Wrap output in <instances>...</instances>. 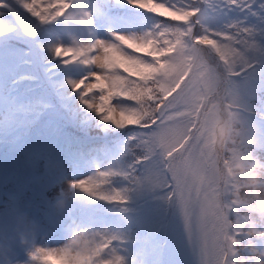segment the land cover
<instances>
[{
	"label": "clouds",
	"instance_id": "9594fccd",
	"mask_svg": "<svg viewBox=\"0 0 264 264\" xmlns=\"http://www.w3.org/2000/svg\"><path fill=\"white\" fill-rule=\"evenodd\" d=\"M202 7L203 0H190L178 7L199 10L188 22L160 16L162 22L151 31L117 35L114 42H106L130 67L143 65L153 71L133 76L127 69L113 68L105 77L108 88L86 97L102 103L99 97L112 93L106 110L97 114L102 118L109 111L123 113L120 125L112 123L133 134L119 168L69 181L65 191L110 201L120 194L125 199L115 201H127L146 190L162 197L182 218L185 206L194 216L205 217L212 232V251L193 245L198 264H264V87L254 97L240 91L236 77L253 67L255 51L215 40L207 44L211 37L196 31L203 19ZM121 37L134 38L138 45L151 40L152 48L147 52L129 48ZM214 44L228 48L230 58L219 55ZM101 52L91 54L93 80L95 73L106 71L102 61L95 59ZM118 178L127 187H114ZM96 182V195L84 191ZM60 208L67 211L64 202ZM21 215L23 220L11 233L0 232V264H40L34 256L45 247L36 243L32 231L39 222L27 212ZM71 231L66 244L58 248L68 251L56 259L57 264H87L81 257L92 249L101 251L96 264L121 257L112 247L111 232L80 226Z\"/></svg>",
	"mask_w": 264,
	"mask_h": 264
},
{
	"label": "trees",
	"instance_id": "16d2710c",
	"mask_svg": "<svg viewBox=\"0 0 264 264\" xmlns=\"http://www.w3.org/2000/svg\"><path fill=\"white\" fill-rule=\"evenodd\" d=\"M207 1L209 0H203L202 14L203 11L206 10ZM0 2L10 3L9 0H0ZM119 2L120 0H116V3ZM161 2L166 4L171 3L176 7H180L188 5L190 3V0H161ZM138 8L139 10L135 9L130 13H137L141 10L147 11L143 8ZM148 15L149 18L143 23V30L140 34L151 31L155 24L162 22L161 17L157 14L148 11ZM29 17H31V15L23 18L22 28L26 34L34 32L26 23V20ZM237 18L239 19L240 17L238 16ZM230 22L233 21L231 20ZM12 24H15L14 18L6 12L5 8L2 5H0V33L1 31L8 29ZM201 24L202 20L200 24L196 25V31H203ZM259 24L260 23L258 21L248 23L249 26L254 27L256 25L259 26ZM68 42L70 43L69 47L84 46L86 44V38L83 33H81L76 39H68ZM20 43L22 44V46L13 50H7L0 54V74L1 77L4 78V89L9 86L10 82L14 79V77H16L18 73L26 70L25 66L21 67L16 64L17 57L23 56L25 52V44H23L22 41H20ZM77 62L80 61L77 60ZM122 63H124V67L119 69H121V71L127 69V71L133 76H148L151 73V71H142L140 66L130 67L125 58L122 60ZM67 65H69V63H67ZM81 75L82 74L78 73L65 80L57 82L58 84L62 82L65 85V87L63 86V89L57 90L47 82H42L40 83V86L36 92H34V90L32 89L31 92L27 95L24 93L25 91L12 94H5V92L3 91L0 93V107H3L7 102L12 104V110L6 113L5 117L0 120V140H4V143L1 146L2 148L3 146L4 148H6V154L9 152V145L15 142L20 134L36 127V125L41 121V119L37 116V111L42 108L43 104L51 103L52 107L51 115L48 119V128L49 130H53L58 126L66 127L67 136L65 137L66 148L64 150V158L67 162L75 164L77 155L82 150L80 142H78L77 140H87V152L89 161L87 163L86 170L78 175L80 176L79 179L86 178L96 171H104L110 168L117 169L124 163V161L126 160L125 147L128 143L129 135H132L133 133L128 129L117 128L111 121L102 119L96 111L90 109L89 107H87V105L81 102L80 95L76 99H74L72 101V104H70L68 107L65 104L68 89L73 86L70 82H77L80 79ZM252 77L253 76H251V78ZM96 82L99 83V80H96ZM253 83L254 87L251 89V97H254L259 89L261 87H264V81ZM240 85L241 87H248L250 85V80L241 81ZM25 86L28 87L29 84L27 83L25 84ZM254 102L258 106L259 102ZM114 115L117 119H120L119 114ZM17 124H20L22 126V129H20L17 133H9L13 126ZM97 128L105 130V134L97 135L93 133ZM104 137L109 138L114 146L112 150H109L104 155V159L102 160V162L98 163L97 161H95V155L102 154L101 146ZM46 151L47 150L45 148L40 151L42 158L37 161L38 168L40 169L42 175L46 174L47 166L43 162H41V160L45 159V161L48 162V165H52L53 163V159H51V157L46 154ZM113 186L127 187V182L122 178H118L115 180ZM73 191H75V194L82 200L97 199L94 196H89L78 190ZM130 198L135 200L136 202H139L143 201L145 198L153 199L160 197L149 195L147 194L146 190H143L137 192ZM101 202L105 205V208L113 210L125 207L123 206V201L101 200ZM164 218L165 216L163 207H161L160 205L157 206V208H155L154 210L147 209L146 212L134 222H125L110 219L92 223L89 225L88 229L94 231L106 230L116 236L123 238L138 237L139 245L137 246V251L141 255H149L150 264H160L165 237L162 234L163 227L159 228V226L162 225ZM120 256L123 257V261L126 259V255H124L123 253L120 254ZM124 264H128V261H126Z\"/></svg>",
	"mask_w": 264,
	"mask_h": 264
},
{
	"label": "rangeland",
	"instance_id": "374dc122",
	"mask_svg": "<svg viewBox=\"0 0 264 264\" xmlns=\"http://www.w3.org/2000/svg\"><path fill=\"white\" fill-rule=\"evenodd\" d=\"M12 5L9 6L10 10H12L16 14V24H21V19L25 16V13L28 11L23 7L22 0H11ZM114 0H89L88 3L83 2L82 0H76V2L80 3V6L77 7V10L75 11L76 16L81 19H87L90 23L93 25V34L89 37L91 39L90 44L95 43L98 40H103L105 42H114L115 37L117 35H133V34H140L142 31L141 24H143V21L145 17L142 15L140 19H134L129 17H126L124 14H120L119 16L116 15L114 18H111V13L115 14L116 10L112 9V6H115V4L112 2ZM216 1L213 3V7L215 8L217 5L221 9L220 11L213 12L211 8L210 13L214 15V22L212 25H216V22H221L224 17H228V11L225 6V4L222 2V0H214ZM69 3L71 5L75 4L74 0H69ZM5 3L0 2V5H4ZM17 5H20L22 8L25 9V13L20 12ZM238 15L244 14V17L242 21H248L250 20H258L259 11L257 7L252 8V12H256L257 15H252L248 11L244 9L237 8ZM28 13H30L28 11ZM104 14H106V17L104 18ZM118 14V13H116ZM30 19L29 22L31 24L34 23H43L39 20L37 17L36 20ZM223 22V21H222ZM221 22V23H222ZM138 25L140 27H136L135 25ZM210 24L206 23V26H209ZM255 28L257 31H260V26L256 25ZM75 31H68V34L74 33ZM56 45L52 46L48 51H46L47 47L50 46L47 44L46 47H43L41 51H34L32 54L33 56V65L36 70L39 72L42 71V67L40 64V52L44 53V59L46 58H53L55 56L54 49L57 46H64V39H57ZM89 45V44H88ZM214 47L218 48V54L223 56L224 59H229L225 56V52L228 53L230 50L228 48H219L217 44L213 45ZM96 50H93L94 52ZM92 52L86 53V57H89L91 59ZM102 53V52H101ZM100 54V53H99ZM118 54L121 56V54L118 52ZM104 55H111L110 53H105ZM231 55V54H230ZM30 59V58H29ZM30 62V60H29ZM118 65V64H117ZM116 65V66H117ZM115 67H105L106 71L104 72H98L95 73V76L99 75L100 80H103L107 85L108 82L105 79L107 72H110ZM70 70H73L74 72L84 69L87 70L84 76H80L82 79L85 77L90 78L91 72L94 70L93 66L85 65L81 62L72 61L71 66L69 67ZM264 73V62L259 58L256 57V62L253 64V67L249 69L244 76H261ZM31 74H35L33 68L30 66V71L27 74V77L29 78ZM31 79L33 77H30ZM238 77H236L237 80ZM19 82H21V79H18ZM3 82L4 78L1 77L0 74V93L3 91ZM94 82L95 77H94ZM18 84V81L15 82V85ZM18 86H15L14 88H17ZM254 87V83L250 85V89ZM108 88V87H107ZM105 88V89H107ZM73 91H77L72 87ZM100 89H97L95 91H99ZM246 89H240V91L244 92ZM4 91H10L14 92L12 87H9L5 89ZM3 91V92H4ZM71 91V93L73 92ZM80 93V91H79ZM107 108V107H106ZM12 110V104L5 103L3 107H0V120H2L6 113ZM106 110V109H105ZM97 133L102 132V130L97 129L94 130ZM41 139L36 140V144H40ZM28 152V151H26ZM61 165V164H60ZM62 169L65 170L66 175L63 177H60V181H55V177L59 176V165L54 166L52 169L49 170L50 174L48 175L46 180H41L39 182V189L29 197L34 198V204L35 207L30 213L32 217L35 218L36 221L39 222V228L37 229L35 225H33L32 231L34 233V237L36 239V243L45 248H52V249H58L63 247L67 240L70 238L72 231L71 229L75 228L76 226H80L82 228L87 229V222L88 216L93 213H97L101 208L98 206L96 208H93L95 204L92 205L86 204L85 202H82L79 198H77L75 191L70 190L65 191L66 189L70 188L69 181L78 179L76 175L78 174V170L76 167L71 166L68 163L62 164ZM54 172V173H53ZM53 173V177L50 178L51 174ZM2 176V173L0 174V177ZM85 176V175H83ZM54 178V179H53ZM69 196L70 198L63 197L62 193ZM147 199L145 202H148ZM64 202L65 206L66 204L71 206H76L77 211L72 209L69 214L68 211H58L54 204ZM162 204V197L159 198V202L157 199H151L148 204L146 203H139L135 207V213L138 214V212L142 211L144 208L147 210H154L159 206V203ZM167 209L169 207V212L167 213L168 218L164 221L160 227H163L162 234L168 237L167 243H165V249L166 254L164 256V263L168 264H198V258L193 251V244L191 240L188 237L187 231L184 226V221L181 215L179 214L178 210L175 208L165 204ZM144 207V208H143ZM166 211V210H164ZM63 215H66L70 221H72V225L69 232L61 231L57 232L55 231L56 225L61 221V217ZM119 219H124V216H120ZM160 219V218H159ZM129 220L135 221L134 218H130ZM21 223V219L19 217L18 210L15 209V204L9 199L5 198L3 201L0 202V232H8L11 233V230L19 225ZM165 226V228H164ZM165 230V232H164ZM159 231V230H158ZM116 249V253L118 251L124 252L125 249L128 252L127 248L128 246H116L112 245ZM128 260L132 264H150L148 256H139L138 253L130 252L127 254ZM23 257V256H22ZM48 264H57V260L55 257H50L48 259Z\"/></svg>",
	"mask_w": 264,
	"mask_h": 264
},
{
	"label": "snow or ice",
	"instance_id": "6c2138e0",
	"mask_svg": "<svg viewBox=\"0 0 264 264\" xmlns=\"http://www.w3.org/2000/svg\"><path fill=\"white\" fill-rule=\"evenodd\" d=\"M130 4L136 5L147 11H150L158 16L168 17L171 20L177 22H188L190 16L193 13L199 14L198 9H180L176 6L169 7L166 3L161 2V0H128ZM228 8H240L248 11L252 15H257L256 12H252L253 7H257L259 11L258 18L264 23V0H222ZM23 7L27 9L33 16L38 17L41 22H49L55 20L59 16H63L66 11L72 7L69 0H22ZM221 9L217 5L213 12L220 11ZM82 23H88L87 19L81 21ZM201 23V21H200ZM203 32L208 34L211 39L206 40L207 44H211L213 40L224 44H230L231 47H239L240 49L251 48L255 51L256 57H264V28L257 31L255 27H250L247 21H237L230 22L224 26L223 29L212 31L211 29L205 27L201 24ZM123 39V43L129 48H136L138 51L147 52L152 48V41L149 40L147 43L137 44L135 39ZM102 49V53L98 54L95 58L96 60L102 61L105 67H115L117 64L123 68L124 59L118 54L114 46L106 44L102 40H98L95 43L77 46V47H64L57 46L54 49V53L57 57L65 58V63L70 61L79 60L85 65H89L94 62L92 59L85 60L86 53L92 52L93 50ZM105 53H110L111 55H104ZM142 71H153L150 67L140 66ZM94 77L99 80V83L94 82L93 77L90 76L87 80L82 79L79 82H70L73 88L80 91L81 102L87 105L90 109L98 113H103L110 102L112 93L102 95L99 100L102 103H95L94 101H88L86 97L91 96L96 92L97 89H105L108 85L100 80L98 76ZM120 119H117L113 111H109L107 116H103L102 119L114 122L120 125L124 121L123 113H119ZM130 122V121H129ZM104 175V174H101ZM93 187H99V182L94 185H90L84 188L85 192L96 195L93 192ZM113 201L125 199V197L117 194L111 198ZM184 226L187 231L188 237L192 244L195 246L199 244L204 251L211 253L212 251V232L208 227V222L203 215L196 217L188 209L187 206L184 208ZM119 239L118 236L114 235L112 240ZM68 249H52V248H40L36 251L34 259L40 262V264H48V259L50 257H55L56 259L66 253ZM101 256V251L97 249H92L89 253L85 254L81 259L86 260L87 264H96V257ZM100 264H124L123 258H109L102 259Z\"/></svg>",
	"mask_w": 264,
	"mask_h": 264
}]
</instances>
